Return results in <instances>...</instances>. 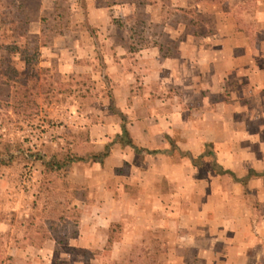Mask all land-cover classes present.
I'll return each instance as SVG.
<instances>
[{"label": "crops", "instance_id": "0c3cea01", "mask_svg": "<svg viewBox=\"0 0 264 264\" xmlns=\"http://www.w3.org/2000/svg\"><path fill=\"white\" fill-rule=\"evenodd\" d=\"M205 44L215 41H182L175 58H162L156 46L146 48L150 55L143 56L155 69L152 75H141L139 88L129 81L134 71L122 66V79L128 82L114 90V106L122 114L117 117L126 129L122 144L109 145L101 162L79 160L61 173L49 172L87 189L82 198L70 193L71 206L82 212L74 228L71 220L63 233L66 245L58 230L70 219L61 213L54 220L33 214L38 209V175L46 173L43 165L32 170V190L24 197L14 190L21 169L0 165V264H61L56 258L64 252L131 254L136 244L158 237L168 239L170 264L264 262V214L255 219L254 209L248 208L254 199L244 194H254L260 188L255 179L264 178V143L259 148L261 140L256 145L255 134L246 128L254 111L264 109V54L250 53L248 41H222L220 50L205 55ZM174 72H181L182 80L175 81L180 86L171 85ZM167 74L171 76L164 79ZM234 74L246 77L237 89L227 83ZM193 77L204 78L206 84L192 85ZM110 135L108 121L90 126L89 138L97 143L93 151H101ZM256 148L262 151L261 160ZM262 188L264 192V182ZM46 204L40 203L39 210ZM115 222L122 223L121 241L107 250ZM146 250L160 253L155 245ZM65 264L78 263L71 256Z\"/></svg>", "mask_w": 264, "mask_h": 264}, {"label": "rangeland", "instance_id": "374dc122", "mask_svg": "<svg viewBox=\"0 0 264 264\" xmlns=\"http://www.w3.org/2000/svg\"><path fill=\"white\" fill-rule=\"evenodd\" d=\"M21 1L19 4L20 0H14V4L9 5V0H0V152L6 153L7 146L14 153L11 166L21 169L18 185L14 187L19 197L30 195L26 192L32 190L34 175L31 172L38 171L41 164L34 158L36 154L49 156L67 149L80 155L92 152L97 144L89 138L93 124L108 121L111 126V135L101 144V150L115 142L122 144V138L114 134L122 124L114 106V90H120L128 82L122 79V66L134 71V77L129 79L134 88L143 86L141 75L153 74L155 63L143 56L150 55L145 52L146 48L156 46L162 58H172L180 52L178 47L182 41H215L213 46L205 44L206 50L209 49L205 55L220 50L222 41H248L250 53L264 54V0ZM14 17L15 22L10 23ZM248 51L239 49L241 54ZM190 52L197 56V62L196 50L191 47ZM7 57L20 73L28 75L36 71L40 87L32 99L37 106L34 102L18 106L11 88L3 84L10 72ZM218 60L220 65H226ZM175 63V66L182 65L181 61ZM261 65L264 68V64ZM142 70L148 72L141 74ZM261 73L264 79V72ZM180 79L181 72H174L171 85L180 86L175 82ZM199 80L193 77L192 85L206 84L204 78L202 83ZM245 81L246 77L234 74L227 83L228 87L237 89V84ZM253 117L254 121L246 124V128L249 134H255L256 145L261 140L258 145L261 148L264 109H256ZM261 152L256 148L257 160H261ZM25 154H31L32 158L26 159ZM38 177V209L33 210V214L36 217L44 214L54 220L61 213L70 219L62 222L58 230L64 235L62 241L66 245L68 236L63 233L68 231L71 220L74 228V219L82 212L81 207L71 206L70 193L82 198L87 189L83 184L68 185L65 177L54 173ZM263 182L264 178L255 179L254 184H260V188H256L254 194L251 190L244 193L254 199L248 208L254 209L255 219L264 214ZM35 193L33 189V195ZM44 202L47 204L43 205L42 213L40 203ZM56 202L61 204L56 207ZM121 231L122 223L111 224L107 250L116 242L120 243ZM167 241L161 237L148 238L136 244L138 249H133L135 252L131 254L64 252L56 261L65 264L72 256L78 264H170L165 254ZM154 245L160 253H147L146 248L152 249ZM256 264L264 262L257 260Z\"/></svg>", "mask_w": 264, "mask_h": 264}, {"label": "trees", "instance_id": "16d2710c", "mask_svg": "<svg viewBox=\"0 0 264 264\" xmlns=\"http://www.w3.org/2000/svg\"><path fill=\"white\" fill-rule=\"evenodd\" d=\"M208 2H219V0H206ZM22 1L20 0L19 4ZM14 4V0H9V5ZM4 16L7 14L2 12ZM15 17L12 18L9 22L13 23L15 22ZM17 49V48H15ZM18 50H15V52ZM11 52V51H10ZM7 61V68L9 69V74L6 76L5 81L3 84L7 85L11 88V93L14 98H16L17 105H23V104H29L30 102H34L33 104L37 106V103L32 99L34 93L36 92L37 87H40V84L38 82V75L35 73L36 71H33L30 74H24L20 73L14 66H11V62L9 58H6ZM37 70V69H36ZM39 89V88H38ZM120 116H122L121 113H119ZM122 118V117H121ZM122 133L126 134L125 125H121V133L117 134L116 136L119 138L122 137ZM128 144H131V142L127 139L125 141ZM6 153L0 152V165L5 163H10L11 160L14 157V153L10 151V149L6 146L5 151ZM109 152V145H106L103 150L101 151H92L88 154L80 155L76 154L75 152H71L68 149L62 150V151H55L54 153H51L49 157H45L43 154H36L35 159L40 160L41 164L44 167V172H57L61 173L62 170L66 169V167L74 161H87V160H93V161H99L101 162L102 159L108 154ZM26 159H31V154H25ZM214 165V163H213Z\"/></svg>", "mask_w": 264, "mask_h": 264}]
</instances>
